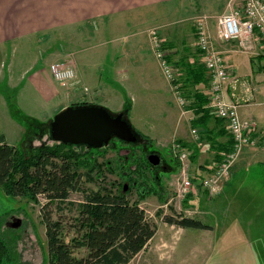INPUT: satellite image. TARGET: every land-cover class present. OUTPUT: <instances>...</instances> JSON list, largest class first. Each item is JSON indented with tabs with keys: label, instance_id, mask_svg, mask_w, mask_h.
<instances>
[{
	"label": "rangeland",
	"instance_id": "rangeland-1",
	"mask_svg": "<svg viewBox=\"0 0 264 264\" xmlns=\"http://www.w3.org/2000/svg\"><path fill=\"white\" fill-rule=\"evenodd\" d=\"M206 1L174 0L170 4L169 8L171 10L174 11L176 7L182 10L175 13L170 12V28L173 29V37H177L178 26L184 24L187 41L192 27L196 31V22H198L197 19L199 17L207 15L209 20L214 19V16H211L213 14L206 10L208 7L211 9L216 8L214 6L218 4L219 0H212L211 4ZM228 2L229 0L226 2L225 8ZM201 4H203V8H201ZM183 13L184 20L181 23L179 20ZM191 23H193L192 26ZM149 27L151 29L147 35L146 30ZM130 29V31H126V34H132L128 43L136 41V55L138 60L145 64V67L139 64L132 71H129L125 66L114 62L113 51L109 50L108 53L111 55V60L106 63L103 69L106 72H98L99 75L97 77L104 84V88L101 92H97L98 87H90L88 88L89 92L85 95L88 97L86 98L88 103L104 106L112 113L121 112L122 106L129 102L132 109L128 118L132 121L134 128L151 139L146 144L147 149H140V146H144L141 141H139V145L133 143L136 146L129 145L130 143L126 142L121 144L119 151L116 148H109L106 154H99L98 163L109 160L112 164H109V168L102 164V169L97 173H93L91 180L87 179L86 175H83L80 180V188L71 191L66 201H50L45 195L40 194L38 196L39 202L33 203L26 198L10 196L0 187V234L14 239V241L6 240V242L8 245L11 243L9 245L11 257L17 258V264H48L46 224L44 223L46 216L51 217L52 221H61V234L66 240L73 236L76 207L84 199L83 188L87 191L111 186L113 191L119 188V182H122L123 177L119 167L123 163L122 158H120L122 156L120 150L136 147L135 153L130 157L131 160H129L128 164L135 163L137 158L142 159L141 155L146 156L147 153H150V155L160 153L166 159L173 156L170 143H168L166 138L171 139L172 134H175L181 113L180 107L183 106H181L177 94L163 74L156 56L150 49V38L154 34L156 39L163 44L169 56L166 40L161 33L164 28H162L161 24L149 25L138 22L132 25ZM88 30L87 27L84 28V31L76 27L61 34L55 35L52 33L53 35L48 38L43 36L33 37L22 42V44L10 45L2 51L0 54V133L4 134L9 144L19 145L22 143L27 132L22 122L14 116L15 112L18 114L19 111L22 116L27 115L46 121L55 117L58 111L63 108L62 106L67 100L65 93L67 88L62 87L56 80L50 78L52 80L49 81L50 87L54 89L57 87L60 90V95L54 99H47L42 96L41 89L31 79H35L37 76L36 72L43 68H49L53 52H72L68 56H74L78 59L83 57L82 55L84 54H93L102 49L101 46L104 44L101 46L98 44L97 32L92 33ZM118 31L106 33L108 35L107 40L113 39L110 43H107V47L120 42L127 43L124 40V35L118 41L115 39ZM82 34H89V38L92 39L78 42ZM185 44L188 45L187 42ZM79 52L82 54H76ZM249 55L247 54V61L250 64V70L264 64V59L258 58L253 61L250 58L251 55ZM133 58L136 59V57ZM88 60H90V57H88ZM40 72L42 73V71ZM10 76H13L14 79L11 78L9 80L8 77ZM150 77L154 85L158 87L157 89L143 85L144 82H149ZM244 78L248 82L251 81L254 86L255 78L256 80L259 79L258 69L255 78L253 74ZM176 82L178 83L177 80ZM169 83L172 91L168 85ZM88 84L91 86L96 85L94 83ZM180 92V96L185 99L184 108L186 109L192 103L188 96L189 92L183 88ZM92 93L97 96V101L89 98ZM151 94L157 101L154 105H150L147 102ZM47 97L49 98V95ZM262 108L264 109V105ZM164 114H168L167 119H163ZM45 139H48L46 135L43 137V140ZM35 141L36 144L41 143L40 140ZM47 141L50 142L49 140ZM261 160L264 159L261 158ZM188 162L189 170L187 171L199 178V174L203 172L201 171L202 169L197 168L196 164L190 159H188ZM180 167L179 163L177 174L174 173L169 176L166 173L162 191H159L160 187L156 188L150 181V174H144L142 175L144 178L138 175L137 179L139 181L137 180V183L126 195L131 203L138 202V205L145 210L149 221L156 225L155 235L149 240L146 248L131 260L130 264H257L254 259L244 258L245 251H248L247 255L251 257L250 254L253 250H259L261 259L264 261V249L262 247L255 249H252L253 247L243 248V246L247 245L252 233L242 214L240 217H235L229 210L227 203L221 199L209 200L204 195L198 197L199 200L195 198L199 196L201 191L199 180L193 184L192 193L190 194L193 195V198L186 196L182 200L177 197V182L181 174ZM238 176L246 177L241 185L240 196H243L249 188H256L259 192L264 191V162H254L245 167L242 173H237L235 180ZM145 178L147 179L146 185L150 187V190H155V194H149L141 199L139 197V187L142 185L138 186V184ZM144 187L145 185L141 189ZM197 200L198 202H196ZM231 203L236 207L237 211V208L240 209L239 206L246 204V201L239 199L237 201L232 200ZM236 204L239 206H236ZM12 215L23 219L21 227L11 228L7 226V222ZM183 217L201 220L203 223L210 225L211 228L209 231L199 227L183 228L166 220L167 218L181 219ZM2 235L0 237L3 238ZM85 253L86 251L82 250L79 255L82 256ZM261 264H264V262H261Z\"/></svg>",
	"mask_w": 264,
	"mask_h": 264
},
{
	"label": "crops",
	"instance_id": "crops-1",
	"mask_svg": "<svg viewBox=\"0 0 264 264\" xmlns=\"http://www.w3.org/2000/svg\"><path fill=\"white\" fill-rule=\"evenodd\" d=\"M173 1L174 0H0V54L10 45L22 44V42L33 37L43 36L44 38H48L53 35L52 33L55 35L61 34L76 27H79L81 31H84L85 27L89 29V32L93 33L96 31L98 36L97 39H99L98 44L100 46L104 44L101 46L102 49H99L96 53L84 54L82 55L83 57L76 59L74 56H68L72 52H53L50 66L54 62L67 63L72 66L77 73V79H75L74 82L68 86L62 85V87L68 89L65 90L67 100L62 106L64 108V106L66 107L73 103L87 102L86 98L88 97L85 95L86 93L83 92V87H98L96 91H102L104 84H102L97 77L99 75L98 72H106L103 69L106 63L111 60V55L108 53L109 50L113 51L114 62H117L118 65L125 66L129 71H132V69L139 64L145 67V64L140 62L136 55V41L128 43L129 37L132 36V34H126V31H130V27L138 22L149 25L161 24L162 28H164L161 33L166 40L165 43L168 46L166 48L169 52L171 63H174L172 64L176 72L180 91L182 88L187 90L189 92L188 96L192 102L186 109L180 107L181 113L175 134H172L171 139L166 138V140L170 143L171 147L173 141L177 139L178 142L190 150L191 155L195 154L194 159L190 160L196 164L197 168L203 171V174L201 173L202 176L199 174L198 179L201 183L203 178L212 174L213 170L223 159L224 154L231 148L232 137L228 122L218 117L212 108H210L209 73L202 54L197 48L194 28L192 27L189 32L187 41L184 24L178 26L176 33L177 37L175 38L172 36L173 29L170 28V12L175 13L181 10L177 7L174 11L169 8ZM227 1L228 0H219L217 2L218 4L214 6L216 8H207L206 11L213 14L211 16H214V19L209 20L210 34L216 47L224 52L226 66L230 72L231 77L226 82L227 93L232 99L238 101L240 115L252 121L253 127L249 134L252 138L256 139V143L245 146L242 155L232 168L231 178L223 182L221 191L215 197L209 198L206 191L200 185V194L195 198L198 199V197L204 195L209 200L216 198L221 199L227 203L229 210L235 217H240L242 214L243 218L245 217V223L249 225L252 233L251 238L247 241V245L243 246V248L248 249V247H253L252 249H255L262 247L264 249V191L259 192L256 188H249L245 191L243 196H240L241 185L246 177L238 176L235 180L237 173H242L245 167L254 162H264V160H261V158L264 159V109L262 108L264 105V64L250 70V64L247 61V54L251 55L250 58H252L253 61L258 58L264 59V45L260 44L258 42V37H256L255 51L246 54L239 49L236 41L216 40V16L226 10L227 7L225 8V6ZM206 2L211 4L212 0H207ZM200 6L203 8V4ZM183 16L184 13L179 20L181 23L184 20ZM192 25L193 23H191V26ZM150 29V27L147 28V35ZM116 30L119 31L115 39L118 41L124 35V40H126L125 42L127 43H121L119 41L121 44H112V47H107V43H110L113 39L107 40L108 35H106V33ZM89 36V34L80 35L78 42L92 39L89 38ZM59 40L63 41L61 39ZM186 42L188 45L185 44ZM150 49L152 52L151 39ZM76 54L82 53L79 52ZM88 57H90V60H88ZM133 57H136V59ZM157 62L159 63L158 60ZM50 66L48 69H41L40 71H42V73L40 71H38L39 73L36 72L37 76L35 79L31 80L41 89L43 97L54 99L60 95V90L57 87L55 89L50 87V78L56 80L52 75ZM200 66H202L205 71L206 82L200 80L202 76L201 72L199 73ZM257 69L259 75L258 80L255 78ZM249 74H253L255 78L254 86L251 81L248 82L244 78L250 76ZM11 78L14 79L13 76L8 77L9 80H11ZM235 80L237 81L235 82ZM88 83H94L96 85L91 86ZM143 85L152 89L158 88L152 82L151 77L149 82H144ZM168 85L172 91L170 83ZM51 86L53 85L51 84ZM130 87L133 88L132 86ZM47 95H49V98ZM89 98L97 101L95 93H92ZM147 102H149L150 105L157 103L152 94ZM200 104L204 105L199 106ZM125 105L122 106L120 111L124 110ZM131 109L132 108H130V111ZM201 110L206 111V117H201ZM167 116L168 114H164L163 119H167ZM198 118H201L202 121L196 125L194 121ZM193 128H197L199 131L198 139H196L192 133ZM194 178L197 180L198 177L192 175V180ZM193 182L195 184L196 181L193 180ZM188 196L193 198V195L189 194ZM239 199H244L246 201V204L241 206L236 204V206L240 207V209L237 208L240 212L238 210L236 211V207L231 203L232 200L237 201ZM198 200L196 202H198ZM210 228L211 226L208 225V227L202 229L209 231ZM247 252L248 251L244 252V258L254 259L257 264L264 262L261 259L259 250H253L250 254L251 257H248ZM200 254L202 253L200 252Z\"/></svg>",
	"mask_w": 264,
	"mask_h": 264
},
{
	"label": "trees",
	"instance_id": "trees-1",
	"mask_svg": "<svg viewBox=\"0 0 264 264\" xmlns=\"http://www.w3.org/2000/svg\"><path fill=\"white\" fill-rule=\"evenodd\" d=\"M200 72L202 74L200 80L206 82L202 66L199 68ZM88 105L93 104L88 102L71 104V106ZM130 108L131 105L127 102L124 118L131 123L128 118ZM201 115L206 117V111L201 110ZM14 116L22 122L27 132L19 145L9 144L4 134L0 133V187L10 196L26 198L33 203L39 202L40 194L45 195L50 201H66L71 191L80 188L83 175L91 180L92 174L102 169V164L106 168L112 164L109 160L98 163L99 154H106L109 148H116L119 151L121 145L116 144L117 141L121 144L126 143L114 135L102 146L90 148L86 145L55 141L51 136L53 118L42 121L27 115L22 116L19 111L18 114L15 112ZM201 121L202 119L198 118L194 123L198 125ZM131 126L138 137L136 144L141 141L147 149L146 144L151 140L150 137L134 128L132 123ZM45 135L50 142L43 140ZM35 140H40L41 143L36 144ZM136 144L129 145L136 146ZM135 149L136 147L126 149L130 152L120 157L123 160L119 166L123 177L116 191L112 190V186L93 191L82 189L84 199L77 204L74 233L69 240L61 234L60 220L52 221L49 216L44 218L48 264H130L131 260L146 248L149 240L156 233V225L149 221L145 210L138 205V202L131 203L126 197L127 194L122 191L125 181L124 170L136 172L139 167L136 162L128 164ZM194 155H190L191 160L194 159ZM145 159L148 161L147 158ZM133 165L137 168H132ZM193 180L197 181L196 178ZM144 182L145 187L139 188L141 199L149 194H155V190H150L146 185V178ZM130 185L132 189L134 184ZM166 220L181 227H208L201 220L190 217ZM6 240L14 241L12 238L0 237V264H17V258L11 257L9 247L11 243L8 245ZM82 250L86 253L80 256ZM13 254L15 255L14 252Z\"/></svg>",
	"mask_w": 264,
	"mask_h": 264
},
{
	"label": "built area",
	"instance_id": "built-area-1",
	"mask_svg": "<svg viewBox=\"0 0 264 264\" xmlns=\"http://www.w3.org/2000/svg\"><path fill=\"white\" fill-rule=\"evenodd\" d=\"M197 21L196 42L209 73V105L218 117L228 122L232 137L231 148L224 154L212 174L203 178L200 183L208 197L213 198L221 191L223 182L231 178L232 168L242 155L245 146L255 144L256 139L249 134L253 127L252 121L240 115L238 101L232 99L227 93L226 82L231 76L226 66L224 52L217 48L212 41L208 24L209 16L199 17ZM256 37L259 39L258 42L264 45V0H229L226 10L216 16V40L236 41L241 51L253 53L256 47ZM150 39L163 74L171 83L181 106L184 107L186 102L180 96L174 66L163 44L156 39L154 34ZM50 69L53 77L63 86H68L77 79L75 69L67 63L54 62ZM83 92L87 94L89 89L83 87ZM192 133L196 139L199 138L197 128H193ZM176 141H173L171 149L181 166V174L177 182V197L183 200L192 193L194 184L192 175L187 171L189 170L188 159H190L191 152Z\"/></svg>",
	"mask_w": 264,
	"mask_h": 264
},
{
	"label": "water",
	"instance_id": "water-1",
	"mask_svg": "<svg viewBox=\"0 0 264 264\" xmlns=\"http://www.w3.org/2000/svg\"><path fill=\"white\" fill-rule=\"evenodd\" d=\"M113 135L129 143L138 141L131 123L124 118V110L112 113L101 105H69L58 111L51 121V136L55 141L86 145L90 148L102 146ZM128 152L125 149L120 150L121 155H126ZM148 159L155 165L161 160L157 154H151ZM16 220V223H12V227L21 225V219Z\"/></svg>",
	"mask_w": 264,
	"mask_h": 264
},
{
	"label": "flooded vegetation",
	"instance_id": "flooded-vegetation-1",
	"mask_svg": "<svg viewBox=\"0 0 264 264\" xmlns=\"http://www.w3.org/2000/svg\"><path fill=\"white\" fill-rule=\"evenodd\" d=\"M120 144L121 143L119 141H117L116 144ZM140 148L142 150H146L144 148V146H140ZM130 152V151H129ZM133 155H134V151L132 152ZM157 155L160 156V162L158 164H153L149 161V156H150V153H147L146 156H143V154L141 155V157H143L142 159L141 158H137L139 159L138 161L135 159V162L139 165L138 169H136L137 167L135 165L132 166V168L136 169V172H131L129 171L128 169H125L124 170V178H125V181L124 182V185H123V189L122 191L125 193V194H128L130 189H131V183L132 184H136L137 183V178L139 176H142L144 174H147L149 175L150 174V181L156 186V188L160 187V190L159 191H162L163 188V184H164V179L166 178V173H168L169 176H171L172 174L174 173H178V170H179V164H178V159L173 155L171 156L169 159H166L164 157V155L160 154V153H156ZM148 161H146V159ZM127 166V165H126ZM134 175V176H133ZM139 175V176H138ZM144 178V176H142ZM127 178H129V180H127ZM139 181V180H138ZM126 184V186H125ZM142 185V186H140ZM144 185V180H141V182L138 184V186H140L139 188L143 187ZM126 187V189H125ZM139 197H140V194H139ZM19 217L17 216H14L12 215L10 220H8L7 222V226L8 227H11V228H18V227H12V223H16V219H18ZM23 225V219H21V225L19 227H21Z\"/></svg>",
	"mask_w": 264,
	"mask_h": 264
}]
</instances>
